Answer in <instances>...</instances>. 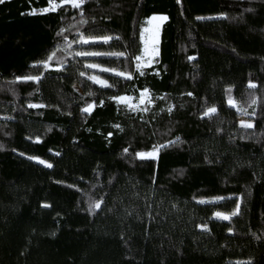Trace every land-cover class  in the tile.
<instances>
[{"label": "trees", "instance_id": "1", "mask_svg": "<svg viewBox=\"0 0 264 264\" xmlns=\"http://www.w3.org/2000/svg\"><path fill=\"white\" fill-rule=\"evenodd\" d=\"M55 2L0 4V264H264V0Z\"/></svg>", "mask_w": 264, "mask_h": 264}, {"label": "snow or ice", "instance_id": "2", "mask_svg": "<svg viewBox=\"0 0 264 264\" xmlns=\"http://www.w3.org/2000/svg\"><path fill=\"white\" fill-rule=\"evenodd\" d=\"M5 0H0V4L4 3ZM85 2V0H62V3H71V5L73 7H76V8H79L83 3ZM179 2V0H178ZM49 3H50V7H46L41 11V13H46L48 11H55L57 7L61 6V5H58L55 0H49ZM37 12V10L33 9L31 12L27 13L28 15H35ZM155 19V18H154ZM161 20H166L167 17H160ZM104 42L106 43L110 37H104ZM85 43H87L88 41L85 40L84 41ZM78 54H81V55H104V54H107V53H100V52H85V53H78ZM119 55H122V53H120ZM49 59H51V57H49ZM189 59H193L192 57H190ZM136 60L139 61L141 60V57L140 56H137L136 57ZM46 66V65H45ZM89 67H92V65H89ZM139 65H137V68L139 70ZM106 70V69H105ZM83 75V73H81ZM116 75H122V73H116ZM141 75H143V72H141ZM90 79L93 80V82H98L100 83L102 86L104 87H108L109 85H107V83L105 81H102V80H98V78L96 77H89ZM126 78H130L129 77H126ZM18 79H21V78H18ZM23 79H39V77H26V78H23ZM249 87L250 88H254L255 85L250 83L249 84ZM230 91V90H229ZM147 92V90H145V93ZM90 95L92 93H89ZM115 99H117L118 102H123L125 100L124 97H116ZM256 101L253 100L252 103H255ZM229 103L230 105L232 106H235V104L233 103L231 97H229ZM29 107H37L36 105H29ZM92 107L91 105H89V108ZM169 111H171V108L168 109ZM84 111H88V108H85ZM216 112V109L214 107L212 108H209L207 110V112L205 113V115H209V114H212V113H215ZM245 115H247V113L245 112L244 113ZM241 126L242 127H245V128H251L253 125L251 123H244L242 122L241 123ZM114 127H119L118 125H114ZM179 139V138H177ZM163 147H167V145H160V146H153V150L151 152H137L136 153V157L139 158V159H148V158H151V159H156L157 158V155H158V152L160 150V148H163ZM125 152H127L128 150L125 149L124 150ZM29 159H33V157H29ZM41 163H43V161H40ZM47 167H51L50 164L46 165ZM201 203H203L204 201H200ZM44 207H48L47 204L43 205ZM91 207H94L96 209H99L100 208V203L97 202V203H94ZM240 214V205L237 203L236 205V208L235 210H233L230 214H222L220 212H217L215 215L216 217L220 218V219H223V220H229L232 216H236V215H239ZM204 230H207L206 226L204 227Z\"/></svg>", "mask_w": 264, "mask_h": 264}, {"label": "rangeland", "instance_id": "3", "mask_svg": "<svg viewBox=\"0 0 264 264\" xmlns=\"http://www.w3.org/2000/svg\"><path fill=\"white\" fill-rule=\"evenodd\" d=\"M155 18V19H154ZM164 22V20H161L159 16H154L150 18L146 24V27L144 28L142 32V43H143V53L141 56V60L138 61L139 68L148 67L155 61L157 55H158V46H159V31L160 26ZM76 89H78L76 87ZM79 92V91H78ZM145 101V98L141 99L139 101L140 104H142ZM228 105L230 103L228 102ZM239 121L242 123H251L253 124V120L249 117L247 118H240ZM223 202L221 198L212 199V200H204L203 203H201L202 206H218ZM211 222L213 223H219V224H228V220H223L216 215L212 217Z\"/></svg>", "mask_w": 264, "mask_h": 264}]
</instances>
